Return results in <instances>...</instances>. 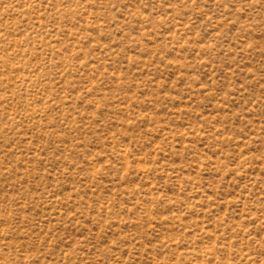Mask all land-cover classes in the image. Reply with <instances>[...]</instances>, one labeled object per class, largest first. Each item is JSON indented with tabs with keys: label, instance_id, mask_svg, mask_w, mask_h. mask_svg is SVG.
<instances>
[{
	"label": "rangeland",
	"instance_id": "374dc122",
	"mask_svg": "<svg viewBox=\"0 0 264 264\" xmlns=\"http://www.w3.org/2000/svg\"><path fill=\"white\" fill-rule=\"evenodd\" d=\"M0 264H264V0H0Z\"/></svg>",
	"mask_w": 264,
	"mask_h": 264
}]
</instances>
